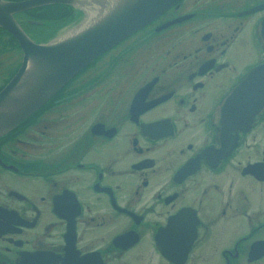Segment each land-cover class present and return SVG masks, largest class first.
Returning a JSON list of instances; mask_svg holds the SVG:
<instances>
[{
	"label": "flooded vegetation",
	"instance_id": "flooded-vegetation-1",
	"mask_svg": "<svg viewBox=\"0 0 264 264\" xmlns=\"http://www.w3.org/2000/svg\"><path fill=\"white\" fill-rule=\"evenodd\" d=\"M91 15L13 18L45 43ZM0 264H264V0H177L1 132Z\"/></svg>",
	"mask_w": 264,
	"mask_h": 264
},
{
	"label": "water",
	"instance_id": "water-1",
	"mask_svg": "<svg viewBox=\"0 0 264 264\" xmlns=\"http://www.w3.org/2000/svg\"><path fill=\"white\" fill-rule=\"evenodd\" d=\"M177 0H0V27L15 37L20 64L0 89V133L25 118L78 69ZM77 3L92 11L77 33H64L45 43L33 42L14 13L54 3Z\"/></svg>",
	"mask_w": 264,
	"mask_h": 264
},
{
	"label": "rangeland",
	"instance_id": "rangeland-1",
	"mask_svg": "<svg viewBox=\"0 0 264 264\" xmlns=\"http://www.w3.org/2000/svg\"><path fill=\"white\" fill-rule=\"evenodd\" d=\"M5 39L3 37L0 38V46L5 45ZM20 59V53L18 50L13 49L8 54L5 53L0 54V69L7 71L8 69H13L17 66Z\"/></svg>",
	"mask_w": 264,
	"mask_h": 264
},
{
	"label": "bare ground",
	"instance_id": "bare-ground-1",
	"mask_svg": "<svg viewBox=\"0 0 264 264\" xmlns=\"http://www.w3.org/2000/svg\"><path fill=\"white\" fill-rule=\"evenodd\" d=\"M89 12V9H86V13H88Z\"/></svg>",
	"mask_w": 264,
	"mask_h": 264
}]
</instances>
